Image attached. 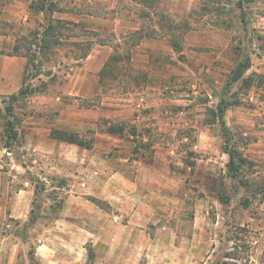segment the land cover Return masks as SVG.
Wrapping results in <instances>:
<instances>
[{
  "label": "rangeland",
  "instance_id": "374dc122",
  "mask_svg": "<svg viewBox=\"0 0 264 264\" xmlns=\"http://www.w3.org/2000/svg\"><path fill=\"white\" fill-rule=\"evenodd\" d=\"M53 1L0 0V264H260L264 0Z\"/></svg>",
  "mask_w": 264,
  "mask_h": 264
},
{
  "label": "trees",
  "instance_id": "16d2710c",
  "mask_svg": "<svg viewBox=\"0 0 264 264\" xmlns=\"http://www.w3.org/2000/svg\"><path fill=\"white\" fill-rule=\"evenodd\" d=\"M238 4H239L238 9H240V12L238 15L239 22L241 24L242 30L247 31L248 22H247L246 12L241 5V0H238ZM37 8L40 12H43L45 15L46 14L52 15L54 12L61 11V8H58L57 3L53 0H42L41 4ZM113 59H115V57H113ZM249 67H250V61L248 57H245L243 60H239L234 65V67L231 69L230 74L228 76L227 84L236 82L238 80H242L246 84H248L249 78L247 77L244 78L243 74L246 72V70ZM236 104L237 102H229L227 100L221 99L220 102L212 109L213 122H218L222 129V137H223V143H224L223 149L228 155L227 170H228V173L233 177L238 176L239 173L243 172V170L246 167L252 166V161L247 159L242 154V152L237 148V146H235V141H233L232 144L230 143V141L232 140L231 134L223 119V114L226 108H228L231 105H236ZM6 125H7V129L9 128L11 133L15 135L16 132L14 130L13 124L11 122L10 123L7 122ZM124 129L125 128L123 125H113L108 128V131L110 133L123 134ZM53 136L57 139H60L66 142L75 143L79 145L80 147H89L91 144L89 143L91 142L90 139L84 140L82 138H79L77 133L63 130V129H54ZM243 183H244L243 185H248L247 182H243ZM64 186H65V183L61 179H60V184L59 185L57 184L54 186L55 188L54 193H55L56 198H55V202L51 206L52 210H60L62 208L64 197L60 194L59 191H56V188H58L57 190H61L63 189ZM260 187H261L262 193H264V182L261 183ZM34 192H35V196H37L40 191L37 190V188H35ZM92 200L96 201V203H99V204L102 203L96 198H93ZM56 217L57 216L55 217L53 216L52 218H56ZM32 221L33 219L31 218L29 222H32ZM30 253L32 254V252ZM260 264H264V254L260 260Z\"/></svg>",
  "mask_w": 264,
  "mask_h": 264
}]
</instances>
